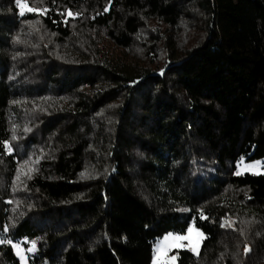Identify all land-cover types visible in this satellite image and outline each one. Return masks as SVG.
<instances>
[{
  "label": "trees",
  "instance_id": "obj_1",
  "mask_svg": "<svg viewBox=\"0 0 264 264\" xmlns=\"http://www.w3.org/2000/svg\"><path fill=\"white\" fill-rule=\"evenodd\" d=\"M22 2L0 0V264H151L191 223L178 264H264V174H236L264 159V0Z\"/></svg>",
  "mask_w": 264,
  "mask_h": 264
},
{
  "label": "rangeland",
  "instance_id": "obj_2",
  "mask_svg": "<svg viewBox=\"0 0 264 264\" xmlns=\"http://www.w3.org/2000/svg\"><path fill=\"white\" fill-rule=\"evenodd\" d=\"M236 174H264V159L258 161H248L241 159L236 163ZM192 230L191 232L189 230ZM202 234V235H200ZM175 237H189L188 239H173ZM204 240V234L193 223H191L184 233H171L159 240L154 248V256L151 264H178V251L189 250L194 254H198ZM0 246L5 243L0 236ZM19 258L21 264H29L27 251L22 244L10 243ZM195 249V250H194ZM36 248L30 245L29 253H34Z\"/></svg>",
  "mask_w": 264,
  "mask_h": 264
},
{
  "label": "snow or ice",
  "instance_id": "obj_3",
  "mask_svg": "<svg viewBox=\"0 0 264 264\" xmlns=\"http://www.w3.org/2000/svg\"><path fill=\"white\" fill-rule=\"evenodd\" d=\"M17 4L20 5L21 8V15L24 14L23 10L27 9L28 11H36L37 9H35L34 7H30L29 5L25 4L22 2V0H16ZM68 16H73V13L71 11L67 12ZM9 151H11V148H9ZM190 232L192 231L191 229L189 230ZM202 235V234H200ZM189 237H175L173 239H188ZM2 242V241H0ZM195 250V249H194Z\"/></svg>",
  "mask_w": 264,
  "mask_h": 264
}]
</instances>
